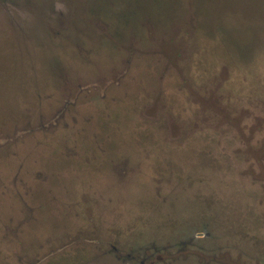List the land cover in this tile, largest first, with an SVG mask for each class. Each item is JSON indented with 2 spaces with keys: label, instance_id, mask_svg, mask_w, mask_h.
I'll return each mask as SVG.
<instances>
[{
  "label": "rangeland",
  "instance_id": "374dc122",
  "mask_svg": "<svg viewBox=\"0 0 264 264\" xmlns=\"http://www.w3.org/2000/svg\"><path fill=\"white\" fill-rule=\"evenodd\" d=\"M0 264H264V0H0Z\"/></svg>",
  "mask_w": 264,
  "mask_h": 264
}]
</instances>
